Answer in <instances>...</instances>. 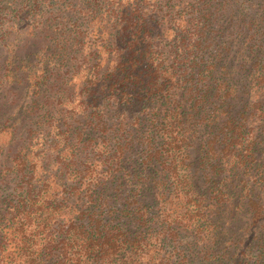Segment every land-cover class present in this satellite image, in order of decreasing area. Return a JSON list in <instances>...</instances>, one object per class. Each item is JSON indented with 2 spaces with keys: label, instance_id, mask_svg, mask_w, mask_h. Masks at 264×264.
<instances>
[{
  "label": "trees",
  "instance_id": "obj_1",
  "mask_svg": "<svg viewBox=\"0 0 264 264\" xmlns=\"http://www.w3.org/2000/svg\"><path fill=\"white\" fill-rule=\"evenodd\" d=\"M0 264H264V0H0Z\"/></svg>",
  "mask_w": 264,
  "mask_h": 264
}]
</instances>
